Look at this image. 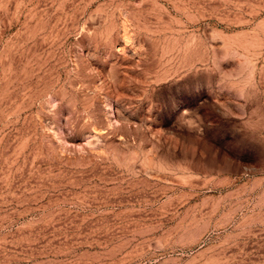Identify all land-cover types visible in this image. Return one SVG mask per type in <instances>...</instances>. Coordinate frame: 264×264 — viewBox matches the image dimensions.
Instances as JSON below:
<instances>
[{
    "label": "rangeland",
    "instance_id": "1",
    "mask_svg": "<svg viewBox=\"0 0 264 264\" xmlns=\"http://www.w3.org/2000/svg\"><path fill=\"white\" fill-rule=\"evenodd\" d=\"M0 264H264V0H0Z\"/></svg>",
    "mask_w": 264,
    "mask_h": 264
}]
</instances>
